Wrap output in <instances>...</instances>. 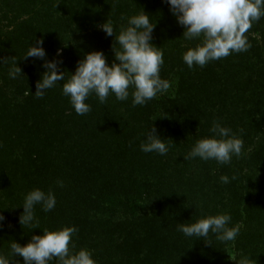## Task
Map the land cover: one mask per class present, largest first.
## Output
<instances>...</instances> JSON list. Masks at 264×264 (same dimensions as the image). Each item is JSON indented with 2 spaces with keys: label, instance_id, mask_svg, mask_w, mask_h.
<instances>
[{
  "label": "trees",
  "instance_id": "obj_1",
  "mask_svg": "<svg viewBox=\"0 0 264 264\" xmlns=\"http://www.w3.org/2000/svg\"><path fill=\"white\" fill-rule=\"evenodd\" d=\"M142 11L156 24L151 42L164 54L160 75L171 87L136 107L131 95L101 104L92 94L91 112L77 115L63 83L93 51L110 65L115 34L100 25L110 19L118 36ZM184 31L165 0H0V59L12 58L0 64V254L11 258L13 241L23 246L44 230L75 226L74 251L90 250L97 264H235L242 255L264 264V18L245 34L249 51L203 68L184 63L201 42L183 39ZM40 39L45 60H62L65 72L43 99L34 94L44 61L23 58ZM16 62L22 76L11 79ZM217 119L243 139L244 154L229 165L184 160ZM151 125L169 145L166 156L140 150ZM224 175L230 183L220 182ZM35 188L53 191L56 207L36 206L38 226H21L24 197ZM224 213L230 227L241 226L234 242L177 231L178 223Z\"/></svg>",
  "mask_w": 264,
  "mask_h": 264
},
{
  "label": "clouds",
  "instance_id": "obj_2",
  "mask_svg": "<svg viewBox=\"0 0 264 264\" xmlns=\"http://www.w3.org/2000/svg\"><path fill=\"white\" fill-rule=\"evenodd\" d=\"M165 3L170 6L177 24L185 29L183 39L201 41L183 54L182 59L190 69L195 66L203 68L210 62L234 53L249 51L251 44L245 34L253 23L264 18V0H165ZM151 18L144 11L127 18V26L121 28L118 36L110 19L100 25L108 37L115 34V59L109 65L102 51L88 53L78 62L75 73L63 83L62 94L69 98L77 115L84 116L91 112V105L86 101L92 94L101 104H105L111 95L121 102L127 101L131 95L132 106L136 107L146 106L158 94L162 95L169 90L171 82L162 79L160 75L164 54L160 47L151 42L156 27ZM43 44V39L36 40L35 45L30 44L23 57L44 61L42 67L45 71L36 84L34 94L38 99H43L47 90L55 88L65 79V72L60 68L63 61L45 60L47 52ZM114 45H118L119 50ZM61 55L62 52L58 51L57 56ZM11 59H0V64ZM19 76H22V72L16 62L9 70V77L16 79ZM209 133L208 137L196 141L190 152L183 157L184 160L199 158L205 162L214 160L220 165H229L234 156L239 158L244 154L243 139L230 127L223 126L218 119L212 121ZM143 135L140 144L142 152L167 155L169 145L159 137L154 126L151 125ZM235 179L236 176L231 177V180ZM220 182L228 184L231 181L224 175L220 177ZM57 183L63 187L62 181ZM56 204L53 191L45 193L39 188L31 190L24 197L19 223L27 227L38 226L36 206L39 205L43 212L48 213L55 209ZM4 219L0 215V224ZM231 222V215L224 213L207 216L195 223H178L177 231L186 237L195 236L203 240H207L211 233L221 243H228L234 242L241 230L240 225L230 227ZM77 233L78 228L72 226L56 231L44 230L43 235H33L30 242L23 246L13 241L10 245L11 258L0 254V264H11L14 256L21 257L23 264H97L90 250L81 248L74 251V237ZM234 261L235 264H251V258L244 255Z\"/></svg>",
  "mask_w": 264,
  "mask_h": 264
},
{
  "label": "rangeland",
  "instance_id": "obj_3",
  "mask_svg": "<svg viewBox=\"0 0 264 264\" xmlns=\"http://www.w3.org/2000/svg\"><path fill=\"white\" fill-rule=\"evenodd\" d=\"M223 196H224L225 198L230 199V195H228V194H226V193H225ZM229 201H230V200H229ZM226 202H227V201H226ZM228 203H230V202H228ZM149 209H150V208L147 207V208H146V212H150Z\"/></svg>",
  "mask_w": 264,
  "mask_h": 264
}]
</instances>
